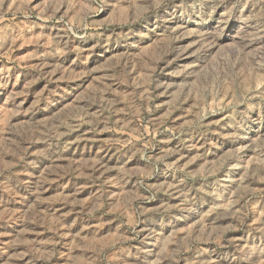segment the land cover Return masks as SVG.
<instances>
[{
    "label": "rangeland",
    "instance_id": "rangeland-1",
    "mask_svg": "<svg viewBox=\"0 0 264 264\" xmlns=\"http://www.w3.org/2000/svg\"><path fill=\"white\" fill-rule=\"evenodd\" d=\"M0 264H264V0H0Z\"/></svg>",
    "mask_w": 264,
    "mask_h": 264
}]
</instances>
